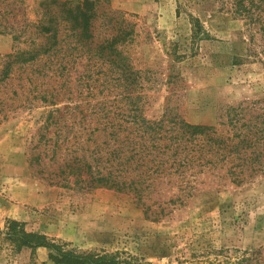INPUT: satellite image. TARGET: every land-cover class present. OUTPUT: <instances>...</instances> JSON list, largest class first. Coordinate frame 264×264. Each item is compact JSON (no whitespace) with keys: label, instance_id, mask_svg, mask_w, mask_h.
<instances>
[{"label":"rangeland","instance_id":"obj_1","mask_svg":"<svg viewBox=\"0 0 264 264\" xmlns=\"http://www.w3.org/2000/svg\"><path fill=\"white\" fill-rule=\"evenodd\" d=\"M46 1L0 0V264H55L45 248H20L10 221L68 249L135 264H264V174L235 184L224 171L167 170L149 148L164 141L138 130L188 123L225 134L231 107L246 109L241 123L263 116L261 36L226 10L230 0H96L88 49L120 37L125 66L102 65L83 48L58 71L17 64L6 77L10 56L50 45L42 28L59 9ZM132 147L128 171L106 163ZM88 165L96 176L108 168L146 180L143 201L94 183Z\"/></svg>","mask_w":264,"mask_h":264},{"label":"trees","instance_id":"obj_2","mask_svg":"<svg viewBox=\"0 0 264 264\" xmlns=\"http://www.w3.org/2000/svg\"><path fill=\"white\" fill-rule=\"evenodd\" d=\"M47 2V1H46ZM45 2V3H46ZM48 5H55L59 9L58 16L55 19L48 20V26L42 28V32L50 34V45L40 46L31 51L21 52L15 56H10L6 64L5 76L9 75L14 65H52L56 67L63 66V63L70 62L68 57L74 56L75 53H81L83 58V48L86 53L93 55L90 59H98L102 65H109L116 69L122 68L124 65V57L119 51V44L122 42L120 37H115L110 41H105L103 45L97 49L90 50L88 46L92 43L94 35L92 32V23L96 18L94 11L96 0H83L79 2L73 9L71 3L61 0H51ZM229 8H225L234 17L241 19L244 23L252 28L256 35L261 36L264 45V0H230ZM48 6L47 8H49ZM228 7V6H227ZM223 9V10H225ZM58 21L64 24V37L60 36ZM195 34H198L201 25L198 20L193 21ZM203 34H205L203 32ZM75 40L74 47L68 48L70 41ZM81 48V49H80ZM71 51V53H68ZM82 51V52H81ZM12 58V60H10ZM55 71V73L57 72ZM246 111L242 105L231 107L228 111L227 125L231 129H227L224 133L215 127L183 124V129H138L142 138L149 135L164 141V145H151V150H158L160 155L166 157L167 170L175 169L176 172L183 173L190 169H207L208 171H224L232 183L241 184L248 178L256 174H264V115L258 118L250 117L244 123L241 114ZM108 139L116 142L119 138V130L104 129L102 131ZM125 139H129L126 137ZM99 151L96 152L98 154ZM127 153L121 160L120 155ZM132 153V154H131ZM130 154V155H129ZM149 154V153H148ZM135 149L121 151L120 154L116 150L112 151L106 159V163L114 165V160L130 168L134 161ZM98 156V155H96ZM101 157L96 161H101ZM74 160L80 161L78 157ZM124 161V162H123ZM87 164V163H86ZM169 165V166H168ZM88 172L92 167L88 165ZM175 167V168H174ZM104 169L107 171L104 172ZM97 171V176L89 172L92 180L96 184L109 186L119 192H129L137 196L139 202L143 201L145 195L143 188L146 180L137 182L135 179L120 177L115 175L113 171L104 168ZM124 172V171H122ZM105 173V174H104ZM144 204V203H143ZM150 207L147 206L145 215ZM8 231L12 239L20 248L26 247L31 249L45 248L49 250V259L55 264H135L122 259L119 254H93L80 253L73 249H68L67 245H58L50 241L44 235L27 233L24 225L19 222L10 221ZM138 264V263H136Z\"/></svg>","mask_w":264,"mask_h":264}]
</instances>
